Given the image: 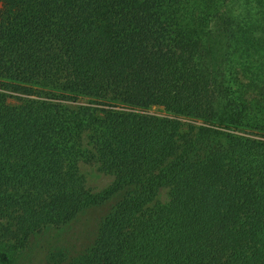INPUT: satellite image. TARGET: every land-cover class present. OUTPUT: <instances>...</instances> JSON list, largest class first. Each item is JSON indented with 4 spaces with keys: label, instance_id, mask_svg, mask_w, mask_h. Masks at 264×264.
Instances as JSON below:
<instances>
[{
    "label": "trees",
    "instance_id": "1",
    "mask_svg": "<svg viewBox=\"0 0 264 264\" xmlns=\"http://www.w3.org/2000/svg\"><path fill=\"white\" fill-rule=\"evenodd\" d=\"M230 1L0 0V264H264V0Z\"/></svg>",
    "mask_w": 264,
    "mask_h": 264
},
{
    "label": "rangeland",
    "instance_id": "2",
    "mask_svg": "<svg viewBox=\"0 0 264 264\" xmlns=\"http://www.w3.org/2000/svg\"><path fill=\"white\" fill-rule=\"evenodd\" d=\"M245 2L243 0H231L229 6L227 7L228 11H233L236 14H245ZM225 49L229 50L226 46ZM228 55L230 50L226 51ZM227 70L226 66L221 67V71L224 72ZM235 71H239L234 69ZM240 72V71H239ZM15 102V100H12ZM88 104L87 99H80L77 103L70 104L71 107L78 105ZM151 114L163 115L164 112L160 108H153L150 110ZM81 174L86 179V188L92 193L96 194L106 190L113 182V176L108 175L104 172L98 171L96 167L82 166ZM169 192L168 189H163L158 196V205H163L169 201ZM107 208L94 209L83 214L78 221H76L72 226L62 230L59 240L55 243L59 247H67L70 240H76L77 248L80 249L82 246L89 247L98 237L100 223L107 213ZM47 231L44 235L38 237L34 242H32L29 248V257L25 255H18L15 264H31L32 261H35V258H41L39 252L41 251L42 246L46 244L48 236H50ZM79 244H78V243Z\"/></svg>",
    "mask_w": 264,
    "mask_h": 264
}]
</instances>
